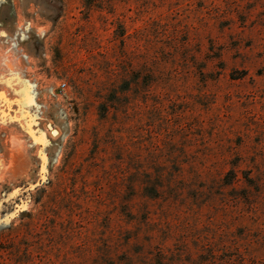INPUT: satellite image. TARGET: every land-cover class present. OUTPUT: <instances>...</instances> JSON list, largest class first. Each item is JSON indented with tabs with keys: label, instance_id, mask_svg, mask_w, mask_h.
<instances>
[{
	"label": "rangeland",
	"instance_id": "1",
	"mask_svg": "<svg viewBox=\"0 0 264 264\" xmlns=\"http://www.w3.org/2000/svg\"><path fill=\"white\" fill-rule=\"evenodd\" d=\"M240 257L264 264V0H0V264Z\"/></svg>",
	"mask_w": 264,
	"mask_h": 264
},
{
	"label": "bare ground",
	"instance_id": "2",
	"mask_svg": "<svg viewBox=\"0 0 264 264\" xmlns=\"http://www.w3.org/2000/svg\"><path fill=\"white\" fill-rule=\"evenodd\" d=\"M52 133H53L54 136H59L60 135V131L59 130L53 131Z\"/></svg>",
	"mask_w": 264,
	"mask_h": 264
},
{
	"label": "trees",
	"instance_id": "3",
	"mask_svg": "<svg viewBox=\"0 0 264 264\" xmlns=\"http://www.w3.org/2000/svg\"><path fill=\"white\" fill-rule=\"evenodd\" d=\"M241 258V261L240 262H242V263H240V264H246L245 262V259L244 258H242V257H240Z\"/></svg>",
	"mask_w": 264,
	"mask_h": 264
}]
</instances>
